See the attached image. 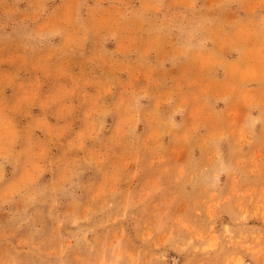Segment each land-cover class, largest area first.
Listing matches in <instances>:
<instances>
[{"label": "rangeland", "instance_id": "rangeland-1", "mask_svg": "<svg viewBox=\"0 0 264 264\" xmlns=\"http://www.w3.org/2000/svg\"><path fill=\"white\" fill-rule=\"evenodd\" d=\"M0 264H264V0H0Z\"/></svg>", "mask_w": 264, "mask_h": 264}]
</instances>
